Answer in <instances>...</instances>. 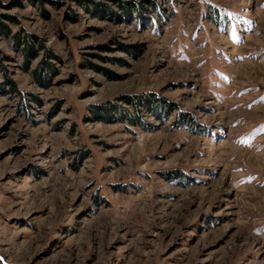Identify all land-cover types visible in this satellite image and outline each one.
I'll return each mask as SVG.
<instances>
[{
  "label": "rangeland",
  "instance_id": "obj_1",
  "mask_svg": "<svg viewBox=\"0 0 264 264\" xmlns=\"http://www.w3.org/2000/svg\"><path fill=\"white\" fill-rule=\"evenodd\" d=\"M0 264H264V0H0Z\"/></svg>",
  "mask_w": 264,
  "mask_h": 264
},
{
  "label": "trees",
  "instance_id": "obj_2",
  "mask_svg": "<svg viewBox=\"0 0 264 264\" xmlns=\"http://www.w3.org/2000/svg\"><path fill=\"white\" fill-rule=\"evenodd\" d=\"M126 99H127L128 102L131 101V100H130L131 98H129V97H126ZM141 99H142L141 97L138 98V101H139L140 104L143 102ZM132 103H133V102H132Z\"/></svg>",
  "mask_w": 264,
  "mask_h": 264
}]
</instances>
